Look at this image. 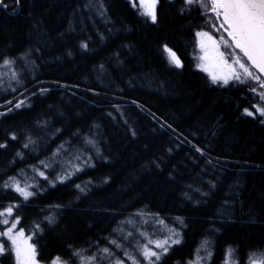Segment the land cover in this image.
Returning a JSON list of instances; mask_svg holds the SVG:
<instances>
[{
    "label": "trees",
    "instance_id": "1",
    "mask_svg": "<svg viewBox=\"0 0 264 264\" xmlns=\"http://www.w3.org/2000/svg\"><path fill=\"white\" fill-rule=\"evenodd\" d=\"M133 2L135 8L129 0H4L6 7L0 6V112L7 113L0 116V143L8 145L0 149V183L20 173L22 184L44 185L42 195L19 211L17 230L32 235L40 264L69 244L111 247L106 238L113 229L162 238L168 228L181 231L182 243L167 264H186L204 238L212 241L211 264H224L228 246L247 264L249 250L264 249V118L251 108L254 96L247 89L211 86L199 70L195 32L205 28L203 17L195 11L181 16L179 3L161 0L153 25ZM165 44L182 68L169 64ZM4 57L17 60L11 70L2 66ZM11 71L25 86L15 92ZM41 88L47 91L41 94ZM20 100L24 105L15 109ZM245 107L257 118L242 116ZM11 134L18 139L8 140ZM29 136L36 144L24 149ZM87 138L97 142L102 157L91 161L94 167L84 164L95 156L83 143ZM61 144L69 153L55 159L84 171L53 188L32 166L47 174L39 162L49 163ZM75 184L88 191L81 194ZM11 202L0 199L2 206ZM141 211L156 215H135ZM46 215L57 223L47 226ZM34 222H43L39 236ZM0 264H15L14 256H0Z\"/></svg>",
    "mask_w": 264,
    "mask_h": 264
},
{
    "label": "snow or ice",
    "instance_id": "2",
    "mask_svg": "<svg viewBox=\"0 0 264 264\" xmlns=\"http://www.w3.org/2000/svg\"><path fill=\"white\" fill-rule=\"evenodd\" d=\"M19 2L20 0H15L16 5H19ZM166 2L170 6L179 3L180 7L177 11L181 16L185 13L190 16L195 11L204 18L205 28L197 30L195 37L196 45L200 51L198 67L201 72L207 74L210 85L222 88L247 89L254 96L251 108L255 109V113L260 118H264V0H166ZM129 3L132 7H136L133 0H129ZM160 3L161 0H139V14L146 18V22L156 25L158 23L157 7ZM0 6L6 7L4 0H0ZM89 7H91V3ZM99 7L103 8V5L100 4ZM100 14L103 15L102 12ZM80 47L86 50L88 45L81 43ZM221 48L228 50L227 53L221 51ZM163 51L168 54L170 65L177 69L183 67L180 58L166 44L163 45ZM68 55L71 53L69 52ZM20 59L27 60V55ZM16 63V59L4 57L2 66L11 70L12 65ZM101 69H103V65H101ZM2 79L0 77V81ZM12 81L15 82L16 86H12ZM2 86L0 83V87ZM9 87L13 92L17 91L18 87H25L16 71H11ZM46 91V88L40 89L41 94ZM257 97L258 100L255 99ZM8 103L11 104L12 102L9 101ZM22 105H24V101L20 100L13 107L20 109ZM12 111L13 108L8 109V112ZM5 115L7 113L0 112V116ZM241 115L253 119L257 118L248 107L243 108ZM260 123H264V119H260ZM132 134L135 136L134 132ZM75 135L78 136L79 133ZM7 139L16 141L18 137L11 134ZM83 143L95 151V156H88L84 164L86 167H94L95 165L91 161L98 157L102 158L97 142L92 138H87ZM35 144L36 142L29 136L26 137V142L22 147L28 149L30 145L34 146ZM7 147V143H0V149ZM193 147L197 153L203 155L199 147H195V145ZM61 151L65 154L69 153V149L61 144L58 145L51 157L46 158L50 161L49 163L44 160L39 162L43 169L49 170L47 174L36 165L32 166L35 175L53 188L56 187L57 183L65 184L72 179L73 175L84 171L83 168L71 163V161L64 165L56 160L55 158L60 155ZM16 156L21 160L24 158V154L20 151L16 152ZM73 159L80 160L81 156L75 155ZM54 164L60 165V171L56 170ZM156 167L158 168L159 164H156ZM19 175L20 173L9 175L3 183H0V192L4 194L0 199L11 198L14 201L7 206L0 205V225L6 226L0 228V237L7 241L5 243L0 240V256L5 254L14 256L15 264H40L37 259L39 255L37 245L29 243L32 240V235L26 237L24 229L21 227L17 230V225L21 223L22 219L19 211L36 196L42 195L41 190L44 185L38 184L34 180L32 183L25 180L22 184L21 180L18 179ZM107 182V180L104 181V183ZM210 187L215 188L216 185L210 184ZM75 188L81 194L88 191L87 185L81 187L80 184H75ZM12 193H15V196H12ZM207 194L201 193V195ZM185 197L191 199L188 193H185ZM55 207L59 208L60 205ZM135 215L143 217L156 214L141 211ZM44 219L47 226L57 223L56 217L52 215H46ZM175 220L181 228L185 227L181 217L177 216ZM128 222L131 223V221ZM157 222L160 225L164 224L162 219ZM32 231L34 235L39 236L44 231L43 222H34ZM214 231H219V229H214ZM122 232L123 229H113L112 238H106L107 244L111 247L97 246L90 250L69 244L63 253L51 256L46 264H103L105 260H107V264H167L166 258L174 246L182 243L181 231L176 228H168L167 234L163 235L162 238H159L156 233L149 234L139 230L136 234L129 231L120 235ZM154 236L157 238H153ZM213 256L212 241L204 238L194 252V258L189 259L186 264H211ZM223 257L224 264H245L244 259L239 256L238 250L231 246L225 249ZM245 257L247 264H264V249L249 250Z\"/></svg>",
    "mask_w": 264,
    "mask_h": 264
},
{
    "label": "rangeland",
    "instance_id": "3",
    "mask_svg": "<svg viewBox=\"0 0 264 264\" xmlns=\"http://www.w3.org/2000/svg\"><path fill=\"white\" fill-rule=\"evenodd\" d=\"M138 3H139V0H138ZM197 54L200 56V51H199V48L197 46ZM1 238V237H0Z\"/></svg>",
    "mask_w": 264,
    "mask_h": 264
}]
</instances>
